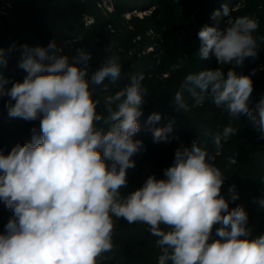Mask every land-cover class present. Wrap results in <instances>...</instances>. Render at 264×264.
I'll use <instances>...</instances> for the list:
<instances>
[{
    "label": "clouds",
    "instance_id": "9594fccd",
    "mask_svg": "<svg viewBox=\"0 0 264 264\" xmlns=\"http://www.w3.org/2000/svg\"><path fill=\"white\" fill-rule=\"evenodd\" d=\"M223 4L211 14L212 24L198 31L200 59L215 57L220 67L189 74L173 98L174 108L188 112L187 91L194 106L207 98L231 118L246 116L264 139V96L254 106L252 75L238 73L249 58H258L259 23L249 16L231 17ZM227 18L226 26L221 27ZM18 67L26 74L11 81L0 71V98L11 118L39 120L30 142L0 151V201L13 217L0 233V264H98L112 250L113 217L129 224L142 223L157 238L159 264H264V233L255 237L248 226L236 185L221 194L225 182L215 165L222 142L238 134L226 126L213 135L215 154L197 146L175 150L162 178L152 174L142 186L123 195L134 156L145 151L139 118L149 95L144 75H133L114 95L105 97L107 116L97 114L95 86L115 82L121 64L110 53L89 76L91 54L77 49L69 58L53 39L45 46H20ZM0 48V69L7 66ZM11 84L10 87L6 85ZM160 113L146 125L154 143H171L174 121L156 126ZM107 128L98 127L100 123ZM264 209V195L253 198ZM163 226V227H162Z\"/></svg>",
    "mask_w": 264,
    "mask_h": 264
},
{
    "label": "trees",
    "instance_id": "16d2710c",
    "mask_svg": "<svg viewBox=\"0 0 264 264\" xmlns=\"http://www.w3.org/2000/svg\"><path fill=\"white\" fill-rule=\"evenodd\" d=\"M144 1L0 0V48L6 50L8 61L0 71L11 81H22L26 73L18 67L20 46L46 47L53 39L62 49L61 54L69 58L76 55L77 49L91 54L89 76L110 53H115L122 66L120 77L115 82L106 79L103 83L107 90L101 85L95 86L93 92V99L99 101L97 114L102 116H107L105 97L121 90L131 76L144 75L143 83L149 95L145 97L147 103L139 118L141 130L133 139L142 140L146 150L133 157L135 168L129 170L128 187L121 189L123 195L142 186L152 174L162 178L163 170L173 163L178 147H190L195 142L215 154L213 135L231 124L239 130L238 134L222 142L219 154H215V165L225 179L221 194L228 199V188L235 184L239 199L230 201V207L243 205L246 208L253 237L264 233V209L253 202V198L264 195V139L259 138L261 134L257 126L246 116L231 118L210 98L202 105L194 106L187 91L184 97L190 110L179 112L173 106L174 95L181 90L187 75L216 68L213 57L200 59L198 54L191 57L190 53L193 44L199 40L198 31L203 25L210 24V10L220 5V0H160L150 14L127 16L134 10L145 11L148 2ZM250 6L236 13V17H255L259 27L254 35L264 37V9H260V0ZM108 7L112 10L109 11ZM179 21L183 23L178 25ZM257 42L260 47L258 58H249L243 67L235 69L245 75L255 70L251 77L254 86L250 98L252 106L264 96V71L260 70L264 66V41L258 39ZM183 56L189 59L188 63H184ZM213 61L216 63L210 67ZM218 67L225 72L228 70V66ZM7 99L0 98V151L4 154L17 144L30 142L33 128L36 134H40L39 120L26 121L9 116L5 107ZM154 112L162 117L156 126L174 121L173 135L178 139L171 143L153 142L146 121ZM98 127L107 128V125L101 122ZM12 217L13 212L0 201V233L4 232V226ZM113 221L112 250L102 253L98 264H159L161 250L146 224H129L115 217Z\"/></svg>",
    "mask_w": 264,
    "mask_h": 264
},
{
    "label": "rangeland",
    "instance_id": "374dc122",
    "mask_svg": "<svg viewBox=\"0 0 264 264\" xmlns=\"http://www.w3.org/2000/svg\"><path fill=\"white\" fill-rule=\"evenodd\" d=\"M152 1H154V2H149L148 0H146V2L144 1L145 3L148 2L146 4V7H148V8L145 11L134 10V12L128 13L127 16H129V14H130V15H136V16L141 17L140 15L143 16V15L150 14L152 11L155 10V8L158 6V4L160 2V0H152ZM175 1H178V0H175ZM179 1H181V0H179ZM256 1L257 0H220V5L218 4L216 6H213V8L210 10V17H211V14H212V12L214 10L220 9L223 4H227L229 6V8L232 9V11H231V17L232 18H235L236 17V13H238L239 11H242V10L246 9L247 7L250 6V4H252V3L256 2ZM260 3H261L260 9H264V0H260ZM250 7L252 8L253 6H250ZM209 21H210V24L209 25H211L212 24L211 19H209ZM181 23H183V22L179 21L178 25L181 24ZM226 23H227V18H225V20L222 21L221 27L226 26ZM199 43L200 42L198 40V41H196V43L193 44V46L191 48L192 50H191V53H190L191 54V57H195V55L198 54V49L197 48L199 47ZM151 50L152 49H150V51H148V52H151ZM154 57H156V55ZM213 58L215 59L214 56H213ZM211 59H212V57H211ZM183 60H184V63H188V61H189V59H187L186 56L185 57L183 56ZM216 62L213 61V63H211V65H210V67H214V63H216ZM215 66L218 67V63H216ZM226 116H228V115H226Z\"/></svg>",
    "mask_w": 264,
    "mask_h": 264
},
{
    "label": "built area",
    "instance_id": "2783aa9c",
    "mask_svg": "<svg viewBox=\"0 0 264 264\" xmlns=\"http://www.w3.org/2000/svg\"><path fill=\"white\" fill-rule=\"evenodd\" d=\"M108 10L111 11L112 9H111L110 7H108ZM136 12H137V11H136ZM144 13H145V12H144ZM140 16H142V15H140ZM253 18H255V17H253ZM260 70H261V71H264V66H261V67H260ZM161 255H162V252L160 251V254H159V256H158V262H159V257H160ZM169 263H170V262H169Z\"/></svg>",
    "mask_w": 264,
    "mask_h": 264
}]
</instances>
